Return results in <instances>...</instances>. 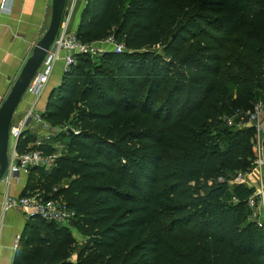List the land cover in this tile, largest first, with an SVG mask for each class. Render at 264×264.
Segmentation results:
<instances>
[{
	"label": "trees",
	"instance_id": "1",
	"mask_svg": "<svg viewBox=\"0 0 264 264\" xmlns=\"http://www.w3.org/2000/svg\"><path fill=\"white\" fill-rule=\"evenodd\" d=\"M75 35L124 50L78 56L48 94L41 118L66 131L41 149L60 156L22 197L74 217L28 218L12 264H264L253 189L233 184L254 131L225 122L264 97V0H86Z\"/></svg>",
	"mask_w": 264,
	"mask_h": 264
},
{
	"label": "built area",
	"instance_id": "2",
	"mask_svg": "<svg viewBox=\"0 0 264 264\" xmlns=\"http://www.w3.org/2000/svg\"><path fill=\"white\" fill-rule=\"evenodd\" d=\"M12 1L1 0V11L7 12L8 5ZM76 1H73L74 3L70 8H66L58 35L25 92L26 97L32 99L29 109L22 115L20 120L10 127L9 150L11 158L9 156V167L4 176L6 183H10L12 179L17 178L21 173L28 174L32 168H42L49 171L60 156L59 152L44 154L41 148L51 141L52 130L64 133L66 128L53 129L42 120L41 114L36 110V105L52 78L57 64H62V76L75 65L78 56L93 58L106 52L121 53L124 50L123 45L118 44L112 36L99 42L83 43L77 39L74 32H69V23ZM3 101H0V106ZM225 122L227 126L234 127L238 131L245 128H252L254 131L253 150L255 160L250 174L256 176V182L252 188L253 194L247 199V206L251 211L249 217L251 221L264 222V101L256 102L250 111L235 112L231 117L226 118ZM26 130L33 131L36 140L32 146V151L19 155L16 151L17 143ZM53 192H56V189ZM2 208L4 212L20 211L26 219L38 217L43 221L61 225L69 224L74 217L63 202L45 200L43 194L40 193L21 198L5 196ZM16 245L17 242L15 248Z\"/></svg>",
	"mask_w": 264,
	"mask_h": 264
},
{
	"label": "crops",
	"instance_id": "3",
	"mask_svg": "<svg viewBox=\"0 0 264 264\" xmlns=\"http://www.w3.org/2000/svg\"><path fill=\"white\" fill-rule=\"evenodd\" d=\"M1 1V0H0ZM52 0H13L8 5V11L0 9V101L5 100L13 84L19 76L23 66L32 54L33 48L45 34L51 15ZM74 0H68L67 9L73 5ZM86 0H77L73 9V20L69 32L76 31L79 16L85 6ZM62 64H57L52 78V84L46 85L44 102L51 90L58 86L61 79ZM41 97V99H42ZM264 100V97L262 98ZM32 99L26 97L22 101L14 116L15 123L29 109ZM39 103V102H38ZM43 112L45 104L38 107ZM9 156L11 153L9 150ZM10 160V159H9ZM27 174L21 173L10 183L4 178L0 181V264H12L15 257V244L22 234L26 224V217L20 211L4 212L2 203L5 196L21 198L26 185ZM256 176L252 174L237 176L233 184L252 189ZM75 238V237H74ZM77 241V239H76ZM78 242V241H77Z\"/></svg>",
	"mask_w": 264,
	"mask_h": 264
},
{
	"label": "water",
	"instance_id": "4",
	"mask_svg": "<svg viewBox=\"0 0 264 264\" xmlns=\"http://www.w3.org/2000/svg\"><path fill=\"white\" fill-rule=\"evenodd\" d=\"M68 0H52L49 26L33 48L10 92L0 106V181L9 167V131L25 92L41 67L61 28Z\"/></svg>",
	"mask_w": 264,
	"mask_h": 264
},
{
	"label": "rangeland",
	"instance_id": "5",
	"mask_svg": "<svg viewBox=\"0 0 264 264\" xmlns=\"http://www.w3.org/2000/svg\"><path fill=\"white\" fill-rule=\"evenodd\" d=\"M73 16H74V15H71V19H70L71 21L73 20ZM71 21H70V27H71V24H72ZM70 27H69V28H70ZM52 78H53V77H52ZM52 78L49 80L48 85L52 84V82H53V81H52ZM48 85H47V86H48ZM46 92H47V91H46ZM46 92L44 93L45 95H46ZM25 97H26V95H24L23 98H22V101H23V102H24V100L26 99ZM44 97H45V96H43L42 99L39 100L38 107H39L40 105L45 104V102H44V101H45V100H44ZM261 100L264 101L263 99H261ZM22 101H21V102H22ZM39 113H40V112H39ZM41 113H42V112H41ZM41 113H40V114H41ZM53 129H55V128H53ZM60 134H62V132H61V133H60V132H57V131L54 132V131L52 130V138H51V140L56 139L57 137H59ZM60 147H62V144H61V140L58 139V140H57V143H55V144L53 145V148H56V149H57V152H59V151H60ZM72 234H73V237H75V239H77L78 243H81V242H82V238H81V237H80V236H79L74 230H73Z\"/></svg>",
	"mask_w": 264,
	"mask_h": 264
}]
</instances>
